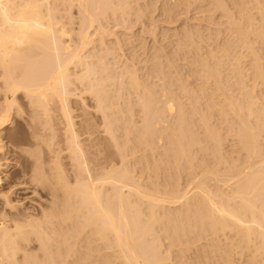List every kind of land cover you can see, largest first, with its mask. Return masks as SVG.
Returning <instances> with one entry per match:
<instances>
[{"label":"bare ground","instance_id":"6f19581e","mask_svg":"<svg viewBox=\"0 0 264 264\" xmlns=\"http://www.w3.org/2000/svg\"><path fill=\"white\" fill-rule=\"evenodd\" d=\"M129 1L0 0V184L19 94L34 129L60 109L75 176L36 128L21 186L52 199L31 212L0 194V264H185L190 250L187 264H264V0H177L207 1L225 29H184L170 54L183 51L188 73L158 52L145 76L121 58L127 38H107L110 19L143 13ZM78 84L118 159L101 173L74 128Z\"/></svg>","mask_w":264,"mask_h":264},{"label":"rangeland","instance_id":"374dc122","mask_svg":"<svg viewBox=\"0 0 264 264\" xmlns=\"http://www.w3.org/2000/svg\"><path fill=\"white\" fill-rule=\"evenodd\" d=\"M129 2L131 5H135L133 6V8L135 7V12L138 10V5L143 7H139V9L144 10L143 13L141 15L137 14L139 17L136 13L131 14L132 16L127 18L126 21L122 19H110L106 26L110 33H108L107 38L110 42H108L110 47L111 45H114L115 47L117 44H120L118 39H121L122 37L127 38L124 42L125 45H117L122 48L116 47L118 48L119 53L120 51L123 53L120 54L121 58L123 56L124 63H127L126 61H128V59V62H131V59H135V66H138L137 68H139V72L142 76H145L151 71V66L154 65L156 60L153 56L158 52L164 55L166 53L167 56L177 54L175 55V62L177 61L176 63L180 65L178 68L180 73H185L184 75H186L188 73V60L186 59V62L183 51H175L173 54H170L172 53V50H177L178 45L176 44L179 43L180 36H182L181 34L185 32L184 29L187 30L189 28L198 32L201 31L202 35H204V32L206 35H209L214 31V28L219 26L223 27V24L226 23L224 20L225 18H223L218 11H212L211 13L207 1H204L205 4L204 2H202L203 4L192 2L189 6L178 4L177 0H136ZM208 7L209 9H207ZM73 11L72 15L74 17V22L70 24L68 23V25L77 30L79 28V14L76 8ZM209 12L211 14H209ZM225 26L226 24L221 29L224 30ZM225 34H223V36ZM175 46L176 48H174ZM158 49L161 50L159 51ZM164 58L165 56L162 60H166ZM123 61L121 60L119 63L122 64ZM81 85L82 84H78L79 89H77V93H75L76 90L74 91L76 95L73 94L74 96L69 100L72 107L74 128L79 134V139L85 149L92 171L95 173H101L113 164H117L118 159L112 154L113 147L108 144V140L104 135L102 117L95 109V100L89 92H83V88L81 87H83L84 84ZM131 96L135 97V93H132ZM18 105L23 108L25 113L23 115H15L13 122L4 128L2 133L4 143L7 145L6 158L3 159V162L7 163L6 168H3L2 172L3 174H9V177L6 181L2 182L3 184H0V194L3 191L8 192L13 202L20 204V208H25L31 212H38L42 207L41 205H48L51 202L52 195L50 194V191L47 189H40V186H36L31 182H28L26 184L27 186H21V182H24V180L26 181L27 179V181H29L28 168L27 165H24L23 163H27L26 160L29 159V151L35 149L33 145V134L39 129L42 137L49 142V144L46 142L42 143V147L45 151L51 147L54 152L56 150V153L61 154L60 161L69 173V178L73 180L75 176L70 159L71 151H69L70 148L68 149L69 146L67 142V135L69 139L70 132L65 130L66 120L60 109L56 106H52V120H50L51 128L45 127L44 124H42L43 121H40L36 126L38 129L35 128V130L33 126L34 122L31 120L33 112L28 106L27 100L24 98L23 94H19L18 96ZM16 110L17 108H15V111ZM16 182L20 185L18 183L16 184ZM16 185L17 187H15ZM2 203L3 198L0 196V205H2ZM185 253L183 259L184 263L187 264L186 262L188 261L190 263V259L193 257L194 252L192 253V250H190V252L186 251ZM173 255V257L176 256L175 253H173ZM174 261L177 262V259Z\"/></svg>","mask_w":264,"mask_h":264}]
</instances>
